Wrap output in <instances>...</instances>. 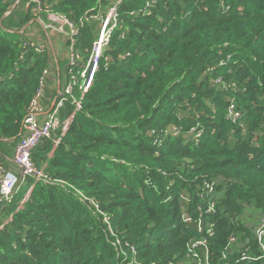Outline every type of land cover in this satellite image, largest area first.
Segmentation results:
<instances>
[{
	"label": "trees",
	"instance_id": "1",
	"mask_svg": "<svg viewBox=\"0 0 264 264\" xmlns=\"http://www.w3.org/2000/svg\"><path fill=\"white\" fill-rule=\"evenodd\" d=\"M28 1L0 0L5 172L44 72L48 110L116 2ZM116 15L66 132L31 152L48 181L26 178L0 207V264H264V0H122ZM51 16L77 27L76 67L49 50L37 18Z\"/></svg>",
	"mask_w": 264,
	"mask_h": 264
},
{
	"label": "built area",
	"instance_id": "2",
	"mask_svg": "<svg viewBox=\"0 0 264 264\" xmlns=\"http://www.w3.org/2000/svg\"><path fill=\"white\" fill-rule=\"evenodd\" d=\"M121 2L122 0H116L115 5L108 10L105 19L101 21L98 36L92 43L91 51L85 64L75 73L70 71L69 79L63 92L59 94L58 99L52 103L50 109L48 110H45L42 105L43 88L44 85H46L45 77L47 75V71L44 72V75L40 80L39 87L29 103L27 113L22 123L20 140L14 149L12 162L15 164L18 171L5 172L0 169V207L11 201L14 194L19 189L20 184L26 178H33L35 182L48 181L43 171L35 168L33 165L31 152L41 141L52 138L56 131H60V136L62 137L66 132L72 117L77 111H79L81 107V98L90 87L93 76L98 68V61L103 52L108 48L111 33L116 28V8ZM28 3L39 5L37 0H29ZM28 3H26V7L29 6ZM150 5V3H147L146 7L149 8ZM39 11L41 10L35 9L34 14L36 15ZM89 16L90 17L88 18L90 19H98V15ZM50 18H52L53 22L62 25V28L64 29L63 31L61 30L62 37L65 38L67 40L66 43H68L65 57L69 61V65L72 68L76 67L77 62H79L80 59L78 53L74 50V38L78 32L76 25L72 24L65 16H51ZM88 18L85 17L84 21L87 22ZM40 22H42V20H40ZM31 47L36 53L44 52L43 44L32 42ZM76 88L80 93V98L77 100L72 97L73 91ZM68 100H71L72 104H74V111L64 121H60L59 111ZM228 115L238 119L241 116V113L237 112L234 106L231 105L228 109ZM58 141L59 139H57L56 143ZM2 227L3 225L0 222V230ZM254 234L255 241L258 245L259 257L262 258L264 257V212L259 214L257 217ZM232 241L234 242V240ZM199 246H204V243L198 241L195 242L192 247L197 248ZM204 248H206V246ZM207 254H205V264H210ZM195 256L197 257L196 254ZM246 259L247 258L244 255L240 258L241 261H245Z\"/></svg>",
	"mask_w": 264,
	"mask_h": 264
},
{
	"label": "rangeland",
	"instance_id": "3",
	"mask_svg": "<svg viewBox=\"0 0 264 264\" xmlns=\"http://www.w3.org/2000/svg\"><path fill=\"white\" fill-rule=\"evenodd\" d=\"M39 19V20H38ZM37 21L40 24V28L43 31V33L46 35L47 42H48V47L51 53L53 52L54 55L57 54V58L60 57H65L66 55V39L62 37L61 30L63 31L64 29L62 28V25L56 22L52 21V18H48L46 21L42 20V18H37ZM42 20V22H40ZM46 27H45V26ZM38 32V29L36 28V31Z\"/></svg>",
	"mask_w": 264,
	"mask_h": 264
},
{
	"label": "water",
	"instance_id": "4",
	"mask_svg": "<svg viewBox=\"0 0 264 264\" xmlns=\"http://www.w3.org/2000/svg\"><path fill=\"white\" fill-rule=\"evenodd\" d=\"M21 0H15V2H14V4H13V6H12V9H14L18 4H19V2H20ZM5 16H3V18H4Z\"/></svg>",
	"mask_w": 264,
	"mask_h": 264
},
{
	"label": "crops",
	"instance_id": "5",
	"mask_svg": "<svg viewBox=\"0 0 264 264\" xmlns=\"http://www.w3.org/2000/svg\"><path fill=\"white\" fill-rule=\"evenodd\" d=\"M52 55H53V58H55V55H54V53L52 52Z\"/></svg>",
	"mask_w": 264,
	"mask_h": 264
}]
</instances>
